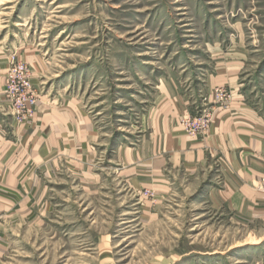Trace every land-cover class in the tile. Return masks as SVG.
I'll return each instance as SVG.
<instances>
[{
  "label": "rangeland",
  "instance_id": "obj_1",
  "mask_svg": "<svg viewBox=\"0 0 264 264\" xmlns=\"http://www.w3.org/2000/svg\"><path fill=\"white\" fill-rule=\"evenodd\" d=\"M236 98L264 113V0H0V264H264V202L217 196L196 147ZM173 103L194 149L151 167Z\"/></svg>",
  "mask_w": 264,
  "mask_h": 264
},
{
  "label": "crops",
  "instance_id": "obj_2",
  "mask_svg": "<svg viewBox=\"0 0 264 264\" xmlns=\"http://www.w3.org/2000/svg\"><path fill=\"white\" fill-rule=\"evenodd\" d=\"M182 112L184 111L179 105L173 103L152 113L149 149L153 150L149 159L147 158L151 167L157 164L162 166L160 157L164 155L166 163L171 161L170 165H173L175 161L178 162L180 155L186 157L194 149L193 137L180 135L177 131V120ZM213 118L210 131L197 140L196 147L199 160H204V163L208 161L209 165V160L212 159L213 165L223 173L221 180L227 182L224 189L214 193L229 198L233 204L237 203L238 197L245 198L244 208L247 214L262 211L264 192L257 186L258 182L264 180V113L246 101L236 98L229 109L218 107ZM57 123L59 125L62 122ZM71 127L70 122L69 128ZM164 139L165 142L161 143ZM47 140L48 145H45L52 147ZM7 146L12 145L8 143ZM26 164L23 159L18 158L17 162H12L11 167L7 169L6 180L11 182L14 190H22L28 181L33 179L32 176L34 177L32 169ZM9 206L11 212L18 207L16 204Z\"/></svg>",
  "mask_w": 264,
  "mask_h": 264
},
{
  "label": "built area",
  "instance_id": "obj_3",
  "mask_svg": "<svg viewBox=\"0 0 264 264\" xmlns=\"http://www.w3.org/2000/svg\"><path fill=\"white\" fill-rule=\"evenodd\" d=\"M22 72H25L26 67H21ZM219 94L217 95L218 99H224V89L218 90ZM212 122V115L209 114H203L199 117H185L182 120L181 125L188 129L191 133H195L197 130L205 129L210 123ZM260 189L264 190V180L261 181ZM0 239H1V231H0Z\"/></svg>",
  "mask_w": 264,
  "mask_h": 264
}]
</instances>
